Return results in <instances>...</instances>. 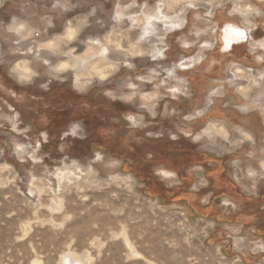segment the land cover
Masks as SVG:
<instances>
[{
	"label": "rangeland",
	"instance_id": "1",
	"mask_svg": "<svg viewBox=\"0 0 264 264\" xmlns=\"http://www.w3.org/2000/svg\"><path fill=\"white\" fill-rule=\"evenodd\" d=\"M263 23L256 0H0V264H264ZM227 24L248 39L224 52Z\"/></svg>",
	"mask_w": 264,
	"mask_h": 264
},
{
	"label": "flooded vegetation",
	"instance_id": "2",
	"mask_svg": "<svg viewBox=\"0 0 264 264\" xmlns=\"http://www.w3.org/2000/svg\"><path fill=\"white\" fill-rule=\"evenodd\" d=\"M259 1H264V0H259ZM228 27H231V28H234L238 31L236 32H239L240 33V38H237L236 35H235V31L231 30L230 28ZM263 30H264V23H263ZM221 38H220V44H221V48L224 49V52H229L233 45L235 44H242V43H246L247 42V34L244 30H241L237 27H234V26H231V25H225V27L222 29V32H221ZM225 42H228L229 43V46L227 48H225ZM208 45H210V43H208ZM208 132H213V133H217L214 131V129L212 130H205L204 132L207 133Z\"/></svg>",
	"mask_w": 264,
	"mask_h": 264
},
{
	"label": "bare ground",
	"instance_id": "3",
	"mask_svg": "<svg viewBox=\"0 0 264 264\" xmlns=\"http://www.w3.org/2000/svg\"><path fill=\"white\" fill-rule=\"evenodd\" d=\"M228 28H230L231 30H233V31H235V35H236V37L237 38H240V31L239 32H236V31H238V30H236V29H234V28H231V27H228ZM25 31H26V29H25ZM26 32H28V31H26ZM25 33V32H24ZM22 34H23V32H22ZM27 34V33H26ZM229 46V43L228 42H225V48H227ZM49 47H51V46H49ZM25 73V72H24ZM214 128V126H209V130H212ZM221 133V130H218L217 131V133ZM30 193V192H29ZM68 259H69V261H68ZM72 259V258H71ZM66 260V263L67 264H84V263H81L80 261H79V259H78V261H75V262H73L72 260H70V257L68 256H66V259H64V261ZM86 261V260H85ZM70 262V263H69ZM63 264H65V262L63 263ZM86 264V263H85Z\"/></svg>",
	"mask_w": 264,
	"mask_h": 264
},
{
	"label": "crops",
	"instance_id": "4",
	"mask_svg": "<svg viewBox=\"0 0 264 264\" xmlns=\"http://www.w3.org/2000/svg\"><path fill=\"white\" fill-rule=\"evenodd\" d=\"M256 1H258L259 2V0H256ZM262 3V2H261ZM237 46H235V48H236Z\"/></svg>",
	"mask_w": 264,
	"mask_h": 264
}]
</instances>
